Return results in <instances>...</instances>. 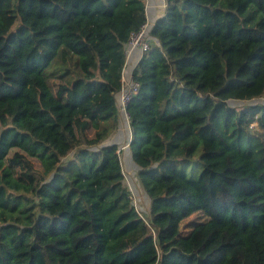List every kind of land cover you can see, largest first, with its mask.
Instances as JSON below:
<instances>
[{
	"label": "trees",
	"instance_id": "trees-1",
	"mask_svg": "<svg viewBox=\"0 0 264 264\" xmlns=\"http://www.w3.org/2000/svg\"><path fill=\"white\" fill-rule=\"evenodd\" d=\"M0 0V264H264V0ZM206 220L180 232L195 213Z\"/></svg>",
	"mask_w": 264,
	"mask_h": 264
},
{
	"label": "crops",
	"instance_id": "crops-1",
	"mask_svg": "<svg viewBox=\"0 0 264 264\" xmlns=\"http://www.w3.org/2000/svg\"><path fill=\"white\" fill-rule=\"evenodd\" d=\"M165 0H146V25L147 29L151 28L155 21L163 16L165 9ZM152 44L154 42H151ZM142 53L138 49L131 51L130 55L126 58L125 65L123 68V75L125 79H130L132 77L133 70L139 63ZM116 103L118 104L119 92L115 96ZM131 140V132L129 128V123L126 122L123 115L118 112V126L112 135L107 139L106 144H115L120 149V157L122 152L129 150V144ZM125 160L127 162V168H133L130 164L131 159H129V154L125 153ZM121 161V158H120Z\"/></svg>",
	"mask_w": 264,
	"mask_h": 264
},
{
	"label": "rangeland",
	"instance_id": "rangeland-1",
	"mask_svg": "<svg viewBox=\"0 0 264 264\" xmlns=\"http://www.w3.org/2000/svg\"><path fill=\"white\" fill-rule=\"evenodd\" d=\"M165 2V1H164ZM264 102V99H258V100H252L249 102H238V101H229V104L234 107H243L248 104H253L257 102ZM120 150V149H119ZM125 153L129 154V159H131L130 164L133 168H127V162L125 160ZM121 167L123 171L124 176V184L129 191L130 199L135 206V208L139 211L140 214L146 215L148 213L149 209V199L141 189L138 180H137V167L135 166L131 150H126L125 152H122L121 154ZM206 218L201 213H195L191 215L190 217L184 219L180 225V232L185 234L190 230L192 225L195 223H198L200 221H204Z\"/></svg>",
	"mask_w": 264,
	"mask_h": 264
},
{
	"label": "built area",
	"instance_id": "built-area-1",
	"mask_svg": "<svg viewBox=\"0 0 264 264\" xmlns=\"http://www.w3.org/2000/svg\"><path fill=\"white\" fill-rule=\"evenodd\" d=\"M150 46L151 40L147 35V25L145 24L140 28L138 32L132 33L130 35V38L124 48L125 58H127L130 55L131 51H133L134 49L140 50L143 54L144 52L150 49ZM121 82L122 86L119 91V100L117 107L120 115H123L126 122H129L127 105L132 100V98L138 93L140 89V84L137 81L133 80L132 77L130 79H125L123 71L121 75Z\"/></svg>",
	"mask_w": 264,
	"mask_h": 264
}]
</instances>
